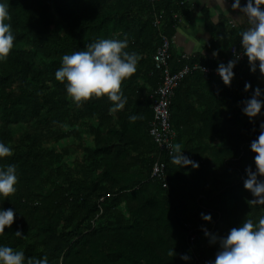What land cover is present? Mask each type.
I'll use <instances>...</instances> for the list:
<instances>
[{
  "label": "trees",
  "instance_id": "trees-1",
  "mask_svg": "<svg viewBox=\"0 0 264 264\" xmlns=\"http://www.w3.org/2000/svg\"><path fill=\"white\" fill-rule=\"evenodd\" d=\"M8 3L16 39L0 59V142L13 155L0 167L15 165L18 182L14 195L0 198V208L16 212L0 245L26 259L47 256L48 264H211L219 242L205 231L224 237L245 219L264 216V205L248 204L254 197L243 187L245 170H255L250 144L264 107L252 120L242 112L253 90H264V75L251 72L247 60L235 65L230 86L214 73L231 60V47L241 48L246 22L205 17L199 55L186 61L170 50L171 73L195 63L212 71L187 75L170 98L174 144L199 163L179 168L160 154L149 129L162 76L153 57L160 35L172 42L180 20L191 16L182 0ZM154 14H162L158 29ZM104 38H126L125 50L139 57L137 71L122 81L121 109L106 96L77 104L54 77L63 55ZM157 160L166 166L165 181L151 179ZM18 229L22 238L14 235Z\"/></svg>",
  "mask_w": 264,
  "mask_h": 264
},
{
  "label": "clouds",
  "instance_id": "clouds-1",
  "mask_svg": "<svg viewBox=\"0 0 264 264\" xmlns=\"http://www.w3.org/2000/svg\"><path fill=\"white\" fill-rule=\"evenodd\" d=\"M225 0H221L224 7ZM8 0H0V59L6 58L14 46L16 37L13 34L10 20ZM233 9H238L239 21L246 22L249 27L241 31L240 46L243 55L247 58L249 70L255 72L257 68L264 75V0H246L241 6L240 0H233ZM128 40L125 39H99L90 43L84 50L65 54L61 58V66L55 71L54 77L65 85V91L74 102L80 104L92 97L106 96L114 102V110L121 109L127 103V98L121 92L122 81L131 77L137 71L138 55L129 52ZM215 56L216 53L214 52ZM240 59L237 53L227 64L220 63L216 74L224 86H230L234 78V67ZM251 84H245V91L251 88ZM264 90L257 87L253 90L250 99L244 102L242 112L250 120L257 117L264 107ZM139 115L129 116L130 121L139 119ZM256 140L250 144V152L254 154L251 168L245 170L246 179L243 187L250 192L254 199L248 201L250 205H264V124ZM171 163L179 168L191 167L197 169L199 163L189 156L183 155L182 146L179 143L170 145ZM13 149L0 142V159L11 157ZM18 176L15 165L0 167V198L7 199L17 191ZM16 212L13 208H0V234L5 233L14 222ZM201 219L205 222L212 220L211 214L201 213ZM16 237H23L18 229ZM205 236L210 237L211 243L219 242V251L211 264H264V216L258 222L253 219H245L238 227H233L224 237H217L205 231ZM168 255L174 256L172 250ZM181 259L187 261L188 255H182ZM0 264H48L47 256L40 259L27 258L23 251H16L12 247L0 245Z\"/></svg>",
  "mask_w": 264,
  "mask_h": 264
},
{
  "label": "built area",
  "instance_id": "built-area-1",
  "mask_svg": "<svg viewBox=\"0 0 264 264\" xmlns=\"http://www.w3.org/2000/svg\"><path fill=\"white\" fill-rule=\"evenodd\" d=\"M150 4L154 3L155 0H147ZM162 14H154V27L159 28L161 23ZM229 25H233V22H229ZM171 40L166 36L160 35V46L157 48L156 53L153 57L155 69L161 71L160 85L155 92L154 104H153V120L149 129V136L153 139L154 143L157 145L160 154H167L171 157L170 145H174L175 132L170 123V113H169V101L173 94L174 89L177 87L179 82H181L187 75L192 72H202L204 74H209L212 71L207 67L195 63L191 66H185L178 72L171 73L168 66L170 60V50H171ZM239 53V61L247 60L243 55V50L237 48L236 46L230 49V59ZM182 60L188 61L190 57L186 54L181 56ZM214 73L216 71L214 70ZM166 166L160 161H156L151 169V179H160L165 181L164 173ZM164 183V182H163Z\"/></svg>",
  "mask_w": 264,
  "mask_h": 264
},
{
  "label": "crops",
  "instance_id": "crops-1",
  "mask_svg": "<svg viewBox=\"0 0 264 264\" xmlns=\"http://www.w3.org/2000/svg\"><path fill=\"white\" fill-rule=\"evenodd\" d=\"M191 12L189 19H181L172 38L171 49L179 55H199L205 44L207 34L204 30V18L216 22L219 19H228L231 22H240L238 17L241 15L237 9L232 8L229 0H225L224 7L221 0H182Z\"/></svg>",
  "mask_w": 264,
  "mask_h": 264
},
{
  "label": "rangeland",
  "instance_id": "rangeland-1",
  "mask_svg": "<svg viewBox=\"0 0 264 264\" xmlns=\"http://www.w3.org/2000/svg\"><path fill=\"white\" fill-rule=\"evenodd\" d=\"M230 1V0H229Z\"/></svg>",
  "mask_w": 264,
  "mask_h": 264
}]
</instances>
